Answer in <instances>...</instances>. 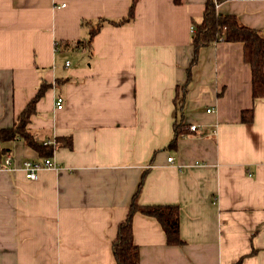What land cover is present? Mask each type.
I'll return each mask as SVG.
<instances>
[{"label": "crops", "instance_id": "1", "mask_svg": "<svg viewBox=\"0 0 264 264\" xmlns=\"http://www.w3.org/2000/svg\"><path fill=\"white\" fill-rule=\"evenodd\" d=\"M206 3L139 0L132 24L105 26L82 50L81 22L125 17L131 0H0V130L45 82L29 128L42 144L73 143L34 181L23 163L45 158L22 140L10 167L0 156V264H116L141 181V204L179 206L185 243L169 246L160 223L137 214L139 264H264V98L243 44L203 48L185 91ZM217 10L264 33V0ZM175 124L185 133L170 147Z\"/></svg>", "mask_w": 264, "mask_h": 264}, {"label": "trees", "instance_id": "2", "mask_svg": "<svg viewBox=\"0 0 264 264\" xmlns=\"http://www.w3.org/2000/svg\"><path fill=\"white\" fill-rule=\"evenodd\" d=\"M139 0H131L127 16L119 19L99 18L96 20H83L82 27L89 29L87 42L78 41L76 47L85 50L92 44L94 37L105 26H128L135 17V9ZM179 2L180 0H175ZM229 0H207L203 17L199 22L193 21L191 45L194 56L188 69V81L185 91L191 81V68L197 63L200 51L213 44L220 42L242 43L244 46L245 61L250 64L253 74V96L264 98V33L263 31L244 25L235 15H223L218 12L217 4ZM66 41L57 45L58 48L70 47ZM51 85L43 82L36 96L28 103L22 113L10 128L0 130V156L12 152L15 141L22 140L27 146L35 150L41 157L53 156L56 148L72 149V137H57L55 145H45L39 142L31 132L29 125L32 116L36 113V104L44 96ZM183 104V98L179 101ZM249 115V118H248ZM252 111L243 114V120L251 121ZM185 133L184 127L174 125V137L170 147H176L177 140ZM141 181L139 190L134 196L126 218L120 223L116 238L113 242V255L116 264H139L140 249L134 241L133 221L137 214L156 219L162 226L166 242L169 246L183 247L185 241L180 235V208L178 205L151 204L144 205L139 202V194L142 188ZM241 262L239 261L238 264Z\"/></svg>", "mask_w": 264, "mask_h": 264}, {"label": "built area", "instance_id": "3", "mask_svg": "<svg viewBox=\"0 0 264 264\" xmlns=\"http://www.w3.org/2000/svg\"><path fill=\"white\" fill-rule=\"evenodd\" d=\"M67 66H69V64H67ZM63 104H64V100L62 97L57 98V109L58 110H62L63 109ZM211 111L209 110L208 113H210ZM191 131H196L197 127L192 126L190 128ZM46 145H50V143H47ZM169 162H173V158L170 157L168 159ZM5 165L7 167H10L12 165V156L10 154L6 155V160H5ZM23 167H24V171H25V177L28 180H36L38 179V173L43 170V169H50V168H55L56 165L54 163V161L51 158H45L43 161L39 162V161H25L23 163Z\"/></svg>", "mask_w": 264, "mask_h": 264}]
</instances>
